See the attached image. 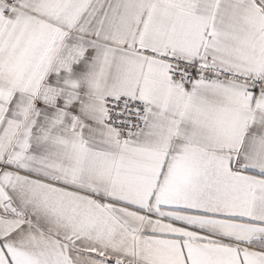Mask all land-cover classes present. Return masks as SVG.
Instances as JSON below:
<instances>
[{
    "label": "snow or ice",
    "instance_id": "6c2138e0",
    "mask_svg": "<svg viewBox=\"0 0 264 264\" xmlns=\"http://www.w3.org/2000/svg\"><path fill=\"white\" fill-rule=\"evenodd\" d=\"M0 264H264V0H0Z\"/></svg>",
    "mask_w": 264,
    "mask_h": 264
}]
</instances>
